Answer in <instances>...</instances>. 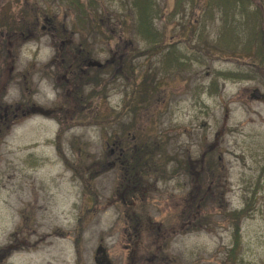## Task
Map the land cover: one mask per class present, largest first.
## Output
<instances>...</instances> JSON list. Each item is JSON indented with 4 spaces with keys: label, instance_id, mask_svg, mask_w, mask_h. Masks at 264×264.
<instances>
[{
    "label": "rangeland",
    "instance_id": "374dc122",
    "mask_svg": "<svg viewBox=\"0 0 264 264\" xmlns=\"http://www.w3.org/2000/svg\"><path fill=\"white\" fill-rule=\"evenodd\" d=\"M120 1L127 2L121 6ZM253 1L264 6V0ZM98 2L104 8L101 14L105 12L113 21L110 25L116 31L114 38L99 33L97 28H78L76 13L64 0H0V17L7 16L2 20L26 25L11 37L9 48L12 57L15 55L11 73L36 74L27 83L31 89L24 77L10 80L9 64L2 65L0 96L6 95L3 102L9 110L15 106L8 103H14L21 93L20 100L28 106L54 108L48 117L27 114L0 132V264H96L99 245L111 264H264V175H260L264 168V104L250 98L253 89L264 91V72L234 80L217 76L216 69L212 73L211 66L241 74L255 71H250L249 57L212 61L204 55L197 62L194 55L203 50L198 52L192 42L182 40L187 29H181V23L187 25V15H176L174 0H158L162 14L156 19L157 29L172 36L171 41H183L181 49L191 60L171 69L164 65L160 54L136 59L139 73L148 71L162 78L159 99L147 110L151 120L147 123L144 119L142 125L150 141L163 142L165 157L158 159L161 173L157 180L148 176V184L136 181L144 205L134 208L135 215L139 212L145 219L135 218L131 199L121 203L127 194L121 177L125 167L110 166L111 158L107 157L112 146L107 147L106 141L112 143L111 129L116 125L94 122L109 120L122 110L127 83L114 75V66L110 72L90 69L85 61H77L80 55L77 60L73 58L79 49H74V54L67 51L69 43L79 44L85 51L83 57L87 56L86 47L91 49L88 53L93 59L111 63L112 55L119 52V37L121 43L131 39L139 50L145 45L131 32L132 21L127 22L129 16L133 19L130 0ZM35 8L36 14L40 11L43 17H53L54 26L58 23L56 28L42 22L44 29L34 33L29 26ZM87 14L96 18L99 15L92 10ZM200 15L196 12L194 18L200 19ZM119 21L122 26L116 28ZM218 22L207 25L206 38L215 37ZM20 31H25V40L19 36ZM202 36L199 30L197 37ZM172 59L175 52L171 49L166 61ZM76 63L86 71L83 80L89 78L94 83L103 76L100 88L104 92L107 83V98H95L84 102V106L77 102L75 92L79 93L81 82L75 76L79 69ZM48 71L51 73L45 75ZM41 79L45 82L39 84ZM212 87L218 91L214 96L208 93ZM89 89L85 88V93ZM4 108H0V115ZM87 120L90 123L84 124ZM68 124L59 139L67 163L56 147V136L60 127ZM214 129L221 138H214ZM211 145L217 149L215 158L207 154L212 151ZM183 155H188L186 164L190 169L183 167ZM205 162L217 166L219 177L226 176L222 184L226 193L214 202L206 199L198 210L190 211L192 218L183 217L177 204L192 208L188 193L192 191L190 195L196 198L198 189L188 184L200 168L203 170ZM129 186H133L131 181ZM240 210L245 213L239 220L228 215ZM204 216L209 219L202 221ZM233 223L239 225V243L234 252Z\"/></svg>",
    "mask_w": 264,
    "mask_h": 264
},
{
    "label": "trees",
    "instance_id": "16d2710c",
    "mask_svg": "<svg viewBox=\"0 0 264 264\" xmlns=\"http://www.w3.org/2000/svg\"><path fill=\"white\" fill-rule=\"evenodd\" d=\"M66 1L72 11L76 13L74 20L78 28H97L98 32L107 34V37L114 38L115 32L114 28L110 25V22H113L111 18L106 15L105 12L101 10L103 7L99 6L98 0H64ZM127 1H120V5L124 6ZM190 4V13L193 15L195 10L201 6L203 11V16L205 18L214 19L219 18L218 31H216V36L210 40V43L204 40V43L201 42V38H195V32L200 28L201 34L205 32V23L200 25L197 24V19L191 20V26L187 32V38L190 41L194 40V48L202 53L194 55L198 62L203 60V56L207 55L210 50V44H225L226 48H217L215 47L216 53H228L232 56L246 54L250 56L254 63L259 65L257 70L264 72V12L261 5H253L252 0H175L174 11L186 12V6ZM130 6L133 11V19L129 16L127 19L132 21L130 27H134V34L137 37V40L144 43V49L139 50L135 48V54L133 57H138L146 55L147 57H154V55L163 56L164 64L170 66L172 61H166V55L163 51L170 44L169 38L162 33L156 26V19L161 18L162 9L159 7L158 0H130ZM93 11L98 13V18L94 15L90 16L87 12ZM174 14V13H173ZM114 14H112L113 16ZM193 17H191L192 19ZM126 21V20H125ZM196 23V24H194ZM122 25V24H121ZM116 28H121L117 23ZM182 28L185 29V25H182ZM237 46H231V45ZM175 45V42L173 43ZM171 51V50H170ZM182 57V60L179 61L178 65L189 64L185 62L187 57L184 52H177V59ZM173 60V59H172ZM125 63L128 64V70L125 71V74L131 78V92L130 96L126 99L127 106H140L141 103H146L153 97L154 91H156L157 86L153 85L152 74H145V77H139L136 65L133 69L132 63H130V56H126ZM165 65V66H166ZM147 75L151 76L148 77ZM226 77L235 78L238 75L235 72L228 71ZM200 87H202L200 85ZM97 91L96 88H93V91L88 92L84 96L85 102H90L96 97ZM104 96V95H103ZM115 117V120L119 118ZM114 121V120H112ZM111 119L107 120H97L94 119V122L100 124H109L112 122ZM90 123L86 121L84 124ZM130 125V124H129ZM68 125L62 126L59 134L57 136L56 147L60 151L61 144H59L60 134L67 128ZM124 127V126H123ZM128 130V126L126 128ZM61 153V151H60ZM65 162L68 163L66 157L61 153ZM141 162V160H138ZM74 169V167H73ZM244 210L238 212H231L228 215H235L238 220L244 216ZM234 224V245L232 251L238 246L239 243V225L238 223ZM234 257V254L232 255Z\"/></svg>",
    "mask_w": 264,
    "mask_h": 264
},
{
    "label": "flooded vegetation",
    "instance_id": "af4514ba",
    "mask_svg": "<svg viewBox=\"0 0 264 264\" xmlns=\"http://www.w3.org/2000/svg\"><path fill=\"white\" fill-rule=\"evenodd\" d=\"M39 22H40V20H39V17L38 16L36 17L35 20L31 21L30 26H31L33 32H34V28L37 27V25L39 24ZM7 44H8L9 47L12 45V39L11 38H8ZM8 50H9L8 56L7 57H1L0 58V66L5 65V64H9V67L7 66L8 67V70H9L8 78L9 79H12L13 78V75L11 73L12 70H13V64H12V62L15 60V55L13 54V57H12L10 48ZM74 56L76 57L77 55H74ZM53 61L54 60H52L51 62H53ZM62 62H64V60H62ZM69 67H71V65H69ZM76 68H78V66H76ZM48 73H51V72L48 71V72L45 73V75L48 74ZM28 74H29L31 80L36 75L34 72H28L27 71L26 74H21L20 72L15 71V78L16 79H19L20 77H24L26 79L27 78L26 75H28ZM1 77H2V72L0 70V78ZM26 82L28 83V80L27 79H26ZM40 83H42V80L39 82V84ZM29 88L32 89V87H29ZM22 94L23 93L19 94L18 99H21ZM0 98L2 99V98H4V96H0ZM1 99H0V101H1L0 102V108L3 106V103H2V100ZM21 104L22 103H19L18 106H16L13 111H10L9 108H8V106H5L2 115H0V132L2 130L7 129L9 127V125L13 124V122H15L17 119L21 118L22 115H24V114L27 113V111H26L27 108L26 109H23V106ZM19 110L21 111V113H20ZM111 151H113V150H111ZM261 173L262 174L264 173V168L261 170ZM98 263L99 264H104L105 261H102V259L100 258V260H98Z\"/></svg>",
    "mask_w": 264,
    "mask_h": 264
},
{
    "label": "water",
    "instance_id": "95a60500",
    "mask_svg": "<svg viewBox=\"0 0 264 264\" xmlns=\"http://www.w3.org/2000/svg\"><path fill=\"white\" fill-rule=\"evenodd\" d=\"M31 111H39V112H42V110L40 109V108H32V110ZM99 251H102V253L103 254H105V251H104V249H102V247H99L98 249H97V252H99Z\"/></svg>",
    "mask_w": 264,
    "mask_h": 264
}]
</instances>
